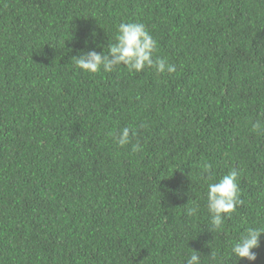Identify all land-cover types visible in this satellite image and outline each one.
<instances>
[{
  "label": "trees",
  "instance_id": "obj_1",
  "mask_svg": "<svg viewBox=\"0 0 264 264\" xmlns=\"http://www.w3.org/2000/svg\"><path fill=\"white\" fill-rule=\"evenodd\" d=\"M128 21L175 72L75 66ZM257 120L264 0H0V264H185L192 249L201 264H264V234L255 262L231 255L264 222ZM124 126L138 134L118 146ZM206 163L239 172L243 201L215 232Z\"/></svg>",
  "mask_w": 264,
  "mask_h": 264
},
{
  "label": "clouds",
  "instance_id": "obj_2",
  "mask_svg": "<svg viewBox=\"0 0 264 264\" xmlns=\"http://www.w3.org/2000/svg\"><path fill=\"white\" fill-rule=\"evenodd\" d=\"M93 36L95 33L93 32ZM88 41H85L87 46ZM99 52L95 49L79 50L78 55L73 56L75 66L88 73L103 71L110 73L119 66H125L129 72H141L146 68H153L157 73H172L176 71L175 65L169 63L166 57L155 56L158 50V41L149 32L143 23L136 21L121 22L117 28V35L113 43L107 44V52ZM146 125L141 124L140 127ZM253 130L264 134V121L257 120L252 124ZM138 130L132 126L119 128L115 133L109 132L112 139L118 146H126L136 137ZM132 152L142 151L139 141L132 144ZM203 172L208 173L206 201L207 211L210 216V231L215 232L224 227L225 219L230 216L241 205V189L239 185V172L236 169L230 170L219 179L212 175V165L205 164ZM189 200V199H188ZM200 211L198 203L186 208V214L195 217ZM264 234V222L260 226L249 227L243 231L232 243L231 255L236 261L241 259L248 262H255L257 252L261 244V236ZM199 251L192 249L185 264H201ZM212 259L216 257L213 254Z\"/></svg>",
  "mask_w": 264,
  "mask_h": 264
}]
</instances>
